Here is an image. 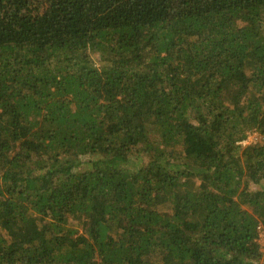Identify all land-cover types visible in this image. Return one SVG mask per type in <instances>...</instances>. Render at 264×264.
Masks as SVG:
<instances>
[{
  "label": "trees",
  "instance_id": "16d2710c",
  "mask_svg": "<svg viewBox=\"0 0 264 264\" xmlns=\"http://www.w3.org/2000/svg\"><path fill=\"white\" fill-rule=\"evenodd\" d=\"M259 226L264 0H0V264H264Z\"/></svg>",
  "mask_w": 264,
  "mask_h": 264
},
{
  "label": "rangeland",
  "instance_id": "374dc122",
  "mask_svg": "<svg viewBox=\"0 0 264 264\" xmlns=\"http://www.w3.org/2000/svg\"><path fill=\"white\" fill-rule=\"evenodd\" d=\"M259 139H260V134H258L257 132H253V133H250V134H249V137H248V139L246 140L247 143H244V141L241 142V143H243V144H245V145H249L250 143H256ZM245 145H244V146H245ZM250 188H251V189H258V187H254V186H250ZM258 242H259V241H258ZM259 243L261 244L262 251H263V253H264V241H261V242H259Z\"/></svg>",
  "mask_w": 264,
  "mask_h": 264
},
{
  "label": "built area",
  "instance_id": "2783aa9c",
  "mask_svg": "<svg viewBox=\"0 0 264 264\" xmlns=\"http://www.w3.org/2000/svg\"><path fill=\"white\" fill-rule=\"evenodd\" d=\"M244 143H247L246 140L244 141ZM258 241L259 242L264 241V228H262V226L258 227Z\"/></svg>",
  "mask_w": 264,
  "mask_h": 264
}]
</instances>
